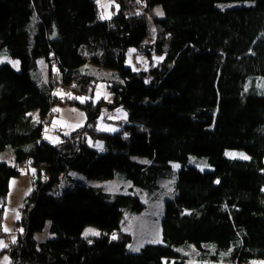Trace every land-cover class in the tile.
Wrapping results in <instances>:
<instances>
[{
	"label": "trees",
	"instance_id": "1",
	"mask_svg": "<svg viewBox=\"0 0 264 264\" xmlns=\"http://www.w3.org/2000/svg\"><path fill=\"white\" fill-rule=\"evenodd\" d=\"M113 2L106 20L98 0H0V50L20 66L0 65V153L14 157L0 161V227L10 181L26 167L35 176L5 250L10 264H185L174 248L203 243L230 251L232 264L264 259V0ZM229 2L250 4L217 7ZM129 49L137 70L124 64ZM38 60L47 69L41 85L30 76ZM97 67L115 72L110 103L86 99ZM60 87L70 91L65 102ZM56 104L77 107L86 121L52 144L43 130ZM103 108L127 113L118 133L97 130ZM189 156L205 157L210 169L188 165ZM71 172L118 173L149 190L170 174L162 244L127 252L125 215L144 204L92 186L58 190ZM46 222L53 238L38 243ZM86 226L100 235H83Z\"/></svg>",
	"mask_w": 264,
	"mask_h": 264
},
{
	"label": "rangeland",
	"instance_id": "2",
	"mask_svg": "<svg viewBox=\"0 0 264 264\" xmlns=\"http://www.w3.org/2000/svg\"><path fill=\"white\" fill-rule=\"evenodd\" d=\"M249 2H229L225 4H218L220 9L234 8L241 6H248ZM99 9L103 10L101 17L111 18L113 15L112 7H116L113 0H98ZM112 6V7H111ZM153 36L148 38L149 42H153ZM140 57L133 49H129L126 58L125 66L133 70H137V64ZM7 63L15 70L19 71V61L12 58L9 54L0 50V65ZM46 65L43 60L37 61L35 70L30 71L31 79L38 85H41L46 80ZM97 78L94 82L93 95L87 100L98 102L100 100L106 103L111 102L112 95L109 92L106 82L111 78H115V72L112 70L97 67L94 69ZM85 100V99H84ZM52 118L49 124L44 126L43 138L48 142L55 144L61 139V135L68 137L78 128L85 124L86 116L82 110L75 106H62L56 104L52 109ZM51 113V114H52ZM36 118V113L32 114ZM107 118V119H106ZM106 119V120H105ZM127 123V113L121 109L110 110L108 108L102 109V114L97 122V130L103 133L115 134L121 129V125ZM121 124V125H120ZM55 134V136H53ZM97 147L101 146L100 142L95 143ZM225 156L236 160H247L246 154L240 151H227ZM242 157H247L244 159ZM13 152L11 149H6L0 153V161L9 165L13 164ZM176 165V166H175ZM188 165L193 166L201 171L209 170V165L205 157H188ZM174 169L179 166L172 164ZM34 170L31 167L24 168L20 175L13 178L9 184V191L6 196L4 207L3 221L0 230L9 232L10 237L17 236L16 224L20 221V210L24 205V201L29 196L33 189ZM169 174L166 178L157 184V188L143 189L135 187L129 180L122 174L116 173L112 179L109 180H93L85 176L71 172L68 176H63L60 180L58 190L72 189L75 185L92 186L102 189L106 194H133L136 195L144 204L142 211L137 213H127L122 225V231L131 237V241L126 245L127 252L137 253L140 249L147 244H162L161 237V220L163 216V207L166 200H170L172 189L170 184ZM172 177L174 175L172 174ZM50 223L46 222L45 227L41 232L34 235L38 243L53 238L49 231ZM91 229L98 233V235L88 234V237H96L100 235V231L94 226H86L83 235L86 231ZM158 241V242H157ZM175 251L183 258L185 264H232L229 261L230 251L219 250L214 243H203L199 247L194 244H184L174 248ZM244 264H264V259H250Z\"/></svg>",
	"mask_w": 264,
	"mask_h": 264
},
{
	"label": "crops",
	"instance_id": "3",
	"mask_svg": "<svg viewBox=\"0 0 264 264\" xmlns=\"http://www.w3.org/2000/svg\"><path fill=\"white\" fill-rule=\"evenodd\" d=\"M113 8L114 7H112V9ZM104 19L108 20V18H104ZM53 136H55V134H53ZM55 137H57V136H55ZM99 147H101V146H99ZM1 233H2V235H0V264H10V258L8 256V254L5 252V250L10 244L15 242L16 238L10 237L9 232H7L5 230H2Z\"/></svg>",
	"mask_w": 264,
	"mask_h": 264
},
{
	"label": "bare ground",
	"instance_id": "4",
	"mask_svg": "<svg viewBox=\"0 0 264 264\" xmlns=\"http://www.w3.org/2000/svg\"><path fill=\"white\" fill-rule=\"evenodd\" d=\"M100 13H103V10H102V9H100ZM101 18H102V17H101ZM102 19H103V18H102ZM64 90H68V89H66V88H62V87L59 88V90L57 91L58 93L56 92V93H57L56 95L58 96V98L61 97V96L63 95V91H64ZM68 91H69V90H68ZM69 95H70V91H69ZM68 99H69V96H68ZM68 99H67V100H68ZM65 101H66V100H65ZM65 101H61V102H65ZM51 111H52V109H51ZM51 113H52V112H51ZM33 178H35L34 175H33Z\"/></svg>",
	"mask_w": 264,
	"mask_h": 264
},
{
	"label": "snow or ice",
	"instance_id": "5",
	"mask_svg": "<svg viewBox=\"0 0 264 264\" xmlns=\"http://www.w3.org/2000/svg\"><path fill=\"white\" fill-rule=\"evenodd\" d=\"M157 15H163V13L160 11V10H157ZM244 159H247V157H242ZM88 234H92V235H98V233L92 231L91 229L87 230L86 233H85V236H87ZM115 235H113V239H115ZM158 242V241H157Z\"/></svg>",
	"mask_w": 264,
	"mask_h": 264
},
{
	"label": "built area",
	"instance_id": "6",
	"mask_svg": "<svg viewBox=\"0 0 264 264\" xmlns=\"http://www.w3.org/2000/svg\"><path fill=\"white\" fill-rule=\"evenodd\" d=\"M68 96H69V91L68 90H64L63 91V95L61 97H59V100L61 101H65L68 99ZM21 211V210H20Z\"/></svg>",
	"mask_w": 264,
	"mask_h": 264
}]
</instances>
